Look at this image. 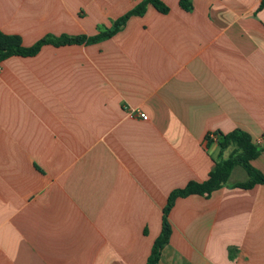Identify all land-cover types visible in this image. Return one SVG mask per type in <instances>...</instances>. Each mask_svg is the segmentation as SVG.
I'll return each instance as SVG.
<instances>
[{
    "label": "crops",
    "instance_id": "0c3cea01",
    "mask_svg": "<svg viewBox=\"0 0 264 264\" xmlns=\"http://www.w3.org/2000/svg\"><path fill=\"white\" fill-rule=\"evenodd\" d=\"M143 1L0 0V31L93 37ZM180 1L0 62V264H146L168 197L228 160L235 130L264 175V0ZM248 180L239 165L177 198L159 264H264V184Z\"/></svg>",
    "mask_w": 264,
    "mask_h": 264
},
{
    "label": "trees",
    "instance_id": "16d2710c",
    "mask_svg": "<svg viewBox=\"0 0 264 264\" xmlns=\"http://www.w3.org/2000/svg\"><path fill=\"white\" fill-rule=\"evenodd\" d=\"M180 4L185 10L191 9L189 0H181ZM148 5H153L163 14L169 12V8L162 2V0H144L135 9L127 13L122 18L118 19L114 23L112 29L100 32L96 36H47L39 40L31 47H25L19 36L6 35L0 31V62L15 56L34 57L46 45L60 47L74 44L97 43L101 40L111 38L125 25L130 17L134 15H142ZM232 143L237 147L235 153H233L228 160L216 163L214 169L210 172L209 178L206 181H191L186 187L175 190L170 194L163 211L164 216L162 232L155 241L146 264H159L161 252L163 248L169 243L172 229L168 220V215L177 198L191 195L205 197L210 196L214 191L218 190L227 183L231 176L232 170L239 165L245 169L249 176V180L245 183L236 184L235 187L251 189L258 184H264V175L251 165V161L260 155V149L252 142L251 136L241 130H235L227 135H221V149H225Z\"/></svg>",
    "mask_w": 264,
    "mask_h": 264
},
{
    "label": "built area",
    "instance_id": "2783aa9c",
    "mask_svg": "<svg viewBox=\"0 0 264 264\" xmlns=\"http://www.w3.org/2000/svg\"><path fill=\"white\" fill-rule=\"evenodd\" d=\"M2 72V67L0 65V73ZM128 114L132 117H139L141 120L143 121H147L148 120V116L147 114L143 113V112H139L138 110H135V109H130L128 108Z\"/></svg>",
    "mask_w": 264,
    "mask_h": 264
},
{
    "label": "rangeland",
    "instance_id": "374dc122",
    "mask_svg": "<svg viewBox=\"0 0 264 264\" xmlns=\"http://www.w3.org/2000/svg\"><path fill=\"white\" fill-rule=\"evenodd\" d=\"M238 170H243V169H241V168H240V169H238ZM242 172H244V171H242ZM235 179H237V176H236V178H235Z\"/></svg>",
    "mask_w": 264,
    "mask_h": 264
}]
</instances>
